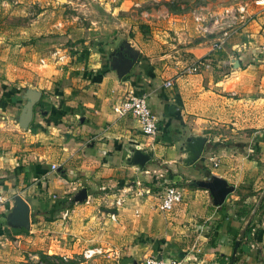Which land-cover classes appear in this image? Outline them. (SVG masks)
Masks as SVG:
<instances>
[{
  "label": "crops",
  "instance_id": "0c3cea01",
  "mask_svg": "<svg viewBox=\"0 0 264 264\" xmlns=\"http://www.w3.org/2000/svg\"><path fill=\"white\" fill-rule=\"evenodd\" d=\"M7 1L9 6L0 11L4 264H21L24 253L37 256L39 251L75 258L93 247L102 250L91 259L95 264L101 258L117 259L110 247L113 222L96 212L119 197L124 203L115 204L110 214L117 216L122 242L137 238L135 257L153 254L181 257L184 264H220L218 255L230 257L234 236L242 234L234 264H264V207L259 208L264 191V5L232 2L246 3L251 20L214 49L215 35H198L190 10L144 13L138 7L145 0ZM23 37L24 42L17 41ZM119 46L137 52L123 77L109 62ZM198 61L204 62L202 70L186 73ZM166 80L171 86H164ZM23 87L38 91L45 106L42 113H33L27 127L19 122L26 103ZM127 90L147 95L157 118L156 135L145 136L135 118L114 112ZM191 133L206 135L208 141L201 159L183 166L181 142ZM128 145L153 150L144 173L150 167L162 169L161 177L177 186L191 170L188 182L196 175H217L234 190L222 205L213 206L208 191L187 184L180 187L182 202L170 212L161 211L159 198L141 185L142 172L125 164ZM257 148L259 155H254ZM209 156L218 159L217 167ZM133 175V186L119 192L95 188L98 182L103 188L123 185ZM82 183L88 186L87 200L68 204ZM17 194L31 204L30 225L13 234L7 216ZM209 238L215 239L213 246Z\"/></svg>",
  "mask_w": 264,
  "mask_h": 264
},
{
  "label": "built area",
  "instance_id": "2783aa9c",
  "mask_svg": "<svg viewBox=\"0 0 264 264\" xmlns=\"http://www.w3.org/2000/svg\"><path fill=\"white\" fill-rule=\"evenodd\" d=\"M264 5V0H257ZM9 6L7 0H0V9ZM193 29L200 36L215 35L212 47L219 49L231 36L232 32L237 28L245 26L251 20V15L248 12L247 4L243 2H236L228 5H222L218 8L207 9L204 11L193 10L190 12ZM60 60L63 56L59 57ZM43 64V60L40 61ZM204 66V62L198 61L190 67H186V73L195 74L199 73ZM171 80L164 82L165 87L171 86ZM114 112L118 115H130L135 118L139 124L141 132L147 136L152 137L156 135L158 124L157 118L152 113L148 104L147 95H135L132 90H127L124 97L113 108ZM207 160L211 163L212 167L218 166V159L215 156H209ZM55 169V165L51 166ZM155 172V171H154ZM162 176V174H159ZM137 185L139 181L135 182ZM103 188V187H102ZM146 192H149L148 190ZM159 194V209L164 212H170L173 208L182 202L184 192L182 188L175 185H167ZM88 198V197H87ZM87 200V199H86ZM6 202L5 196L0 191V209ZM124 200L119 197L115 200V204L121 206ZM64 217L67 216V211L64 212ZM114 214H110L112 220L115 219ZM102 254L99 247L86 248L82 254V262L93 259L97 255ZM67 259L66 257H63ZM142 264H184V259L181 257H163L153 254L144 256Z\"/></svg>",
  "mask_w": 264,
  "mask_h": 264
},
{
  "label": "water",
  "instance_id": "95a60500",
  "mask_svg": "<svg viewBox=\"0 0 264 264\" xmlns=\"http://www.w3.org/2000/svg\"><path fill=\"white\" fill-rule=\"evenodd\" d=\"M136 55L137 52L135 50L130 47L124 48L123 46H119L110 53V66L116 70L118 77H123L129 72L135 61ZM260 57L264 60V50L260 52ZM23 96L28 97L30 101L24 104L19 122L22 127H27L33 118V105L40 99V93L36 90L27 89L24 91ZM207 141L208 137L203 134L191 133L186 136L181 142L183 154L179 159V163L183 166H190L200 160ZM125 152V164L137 171H142L153 157V150L149 147L128 145L125 148ZM192 184L208 191L213 206L222 205L227 195L234 190L233 185L217 175H211L204 179L194 178ZM263 196L264 191L262 198ZM87 197V189L83 187L79 189L71 199L74 203H82ZM13 201L14 206L7 216L8 224L13 228L27 229L30 225L31 204L18 194L13 197ZM239 245L240 238H236L227 264H234Z\"/></svg>",
  "mask_w": 264,
  "mask_h": 264
},
{
  "label": "rangeland",
  "instance_id": "374dc122",
  "mask_svg": "<svg viewBox=\"0 0 264 264\" xmlns=\"http://www.w3.org/2000/svg\"><path fill=\"white\" fill-rule=\"evenodd\" d=\"M235 1H237V0H168V1H165V0L164 1H162V0H160V1L145 0L144 4H142L140 7H138V9L140 10L142 8V12L144 11V13L149 12V11L150 12H160L162 10L171 11V12H182V11H188V10H190V11H193V10L204 11L207 9L218 8L222 5H226V4L235 2ZM2 9H0V11ZM4 19L5 18L3 17L2 20H4ZM4 21H5V23H3V24L6 25L8 20L6 21V19H5ZM9 21H11V20H9ZM25 21L26 20H23V21L16 20V22H18L19 24H21V23L25 24ZM12 22H14V20ZM24 38L25 37H23L22 39H18L17 41L24 42ZM23 89L26 91L25 87H23ZM23 93H24V91H23ZM23 98L26 102L30 101V99L26 96H23ZM39 102H40V99L34 103L33 110H34V112L37 111V112L42 113L43 110H45V106ZM253 154L259 155V149L257 148V151L253 152ZM258 165L260 166L261 164H258ZM144 169L142 171H139V172H142V174H143L142 179H140L141 185H148V187L151 189L150 191L152 193H154L153 197L155 199L159 198L158 193L161 192L163 190V188L166 187L167 185H175L176 186V184L169 181L168 179H163L161 176H159V174H162V176H164L162 169L158 170L157 168L155 169V168L150 167L147 169V171L149 173H144L143 172ZM153 169L155 170V172L153 171ZM191 173H192L191 170L189 172L187 171L186 174L183 176V178L179 181V183H177V186L183 187V186H187V184H188L189 187H196L195 185L192 184L193 179H189L190 180L189 182L186 181V180H188L187 178L191 175ZM195 178H198V176L196 175ZM134 179H135V175H133L132 177L128 176V177H126V181L124 182L123 185L108 187V186H106V184H104V186H105L104 188H100V187H102V185L100 182H98V187H95V188H99V190H101V192H110L111 189L113 191L119 192V189H123V187H125V186H128V185L133 186V183H131V182ZM80 186H82V188L83 187L88 188V186L84 183H82L81 185H77L76 188L78 189V187H80ZM65 196H68V194H66ZM71 198L72 197L70 196V199ZM66 202H68V204H71V205L74 203L73 201H67V200H66ZM69 202H71V203H69ZM102 209H103V211L99 210L96 212V214H98L99 217L110 219L111 211L116 209L115 201H113V203L110 204L109 206L102 205ZM55 213H57V212H55ZM117 221L118 220H117V216H116L115 219L112 220L113 223H110V225H112L113 234H114L113 244L110 247L114 251L117 252V254H118L117 259H112V260L109 259L110 261H107L108 258H104V259L101 258L98 260V263L99 264H117V263L123 261L124 263L142 264V260H143L144 256H141L139 258L138 256L135 257V255H131V254H133V251L136 247L137 238L132 239L131 237H128L127 239H124L122 242L121 232L116 227ZM5 231H6L5 234L8 235L9 237H11L12 234L9 233L7 229H5ZM127 253H129L130 255L127 256L126 255ZM50 255H54V254H50ZM24 256H25L23 258L24 261L20 262L21 264H35L39 260L38 254H37V256L35 254H31L29 256L26 253H24ZM5 257L6 256L0 257V264H4V260L6 259ZM74 259L79 262L80 260H82V257L78 256V257H75ZM87 263L88 264H95V262H93L91 259L88 260ZM79 264H81V262Z\"/></svg>",
  "mask_w": 264,
  "mask_h": 264
},
{
  "label": "trees",
  "instance_id": "16d2710c",
  "mask_svg": "<svg viewBox=\"0 0 264 264\" xmlns=\"http://www.w3.org/2000/svg\"><path fill=\"white\" fill-rule=\"evenodd\" d=\"M219 145V144H218ZM147 169V168H146ZM204 170H206V168H203ZM168 175L170 177H172V171H170L168 173ZM57 201V200H56ZM69 201H73L72 199L69 200ZM61 202V200H60ZM71 203V202H70ZM264 207V196L263 198L261 199V203L259 205V208L260 210H262ZM248 211V210H246ZM245 212H243L244 214ZM246 214V213H245ZM11 231H13L14 233L13 234H18V233H22L24 232L25 230L24 229H20V228H12ZM242 234H240L239 236L235 235L234 236V240L238 237L242 238ZM209 243L210 245H214L215 244V239L213 238H209ZM38 256H39V260L35 263V264H79L81 262V260L78 262L76 261L74 258H67V259H64L62 256L60 255H50V254H47V253H44L42 251H39L38 253ZM129 261V260H128ZM229 261V257H225V256H221V255H218L217 257V262L220 263V264H227ZM238 261V257L236 258L235 262Z\"/></svg>",
  "mask_w": 264,
  "mask_h": 264
}]
</instances>
